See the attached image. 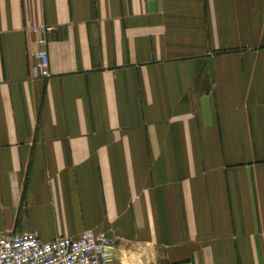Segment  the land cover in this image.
<instances>
[{"label":"crops","instance_id":"0c3cea01","mask_svg":"<svg viewBox=\"0 0 264 264\" xmlns=\"http://www.w3.org/2000/svg\"><path fill=\"white\" fill-rule=\"evenodd\" d=\"M86 230L264 264V0H0V234Z\"/></svg>","mask_w":264,"mask_h":264},{"label":"built area","instance_id":"2783aa9c","mask_svg":"<svg viewBox=\"0 0 264 264\" xmlns=\"http://www.w3.org/2000/svg\"><path fill=\"white\" fill-rule=\"evenodd\" d=\"M53 29L43 26L39 32L45 36ZM40 42L45 44V37ZM32 55L37 61L30 67L31 76L50 77L48 51L42 48ZM116 243L117 237L92 230L47 242L31 232L0 234V264H112Z\"/></svg>","mask_w":264,"mask_h":264}]
</instances>
